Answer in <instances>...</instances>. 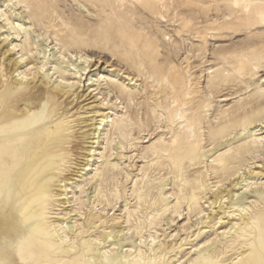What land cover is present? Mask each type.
Instances as JSON below:
<instances>
[{"label":"rangeland","instance_id":"rangeland-1","mask_svg":"<svg viewBox=\"0 0 264 264\" xmlns=\"http://www.w3.org/2000/svg\"><path fill=\"white\" fill-rule=\"evenodd\" d=\"M32 94L35 132L54 129L39 171L74 177L40 205L54 255L249 264L264 246V0H0V99L35 119Z\"/></svg>","mask_w":264,"mask_h":264},{"label":"bare ground","instance_id":"bare-ground-1","mask_svg":"<svg viewBox=\"0 0 264 264\" xmlns=\"http://www.w3.org/2000/svg\"><path fill=\"white\" fill-rule=\"evenodd\" d=\"M245 7L247 8L246 5ZM254 12L252 14L256 17V12ZM81 57V55L78 56V62L80 64L84 63V65H73L75 73L79 77L86 72L90 64L89 59L86 57L82 59ZM17 63L18 61L13 62L14 65ZM44 65L45 62L41 60V68ZM20 74V72L16 73L13 80L17 85L22 83L24 76H27L26 74ZM40 81L42 82V78H40ZM30 83H33V78ZM120 86L124 88L122 84ZM58 88L53 87L54 91L65 94V90L62 91ZM15 90L14 87L9 91V94L14 93ZM123 90L125 91V89ZM30 100L33 110L36 111L35 115L37 117L35 119L31 117L20 119L15 114L11 102L9 100L2 102V99H0L2 109L9 105L6 106V113L0 111V245H3L0 247V264H95L87 261L86 258L78 257V255L74 259L64 261L63 257H58L57 254L54 255V251L51 252L52 250H50L58 241L50 232L49 225L43 226L40 222L39 219L43 214L40 205L45 198H48L50 194L48 192L52 189L51 183L52 187L54 186L53 188L59 190V188L66 185V182L69 183L70 180H73L74 177L70 173L63 176L56 175V172L50 169L39 171V152L45 148L46 141L50 139L54 129L46 126L44 133H40L39 128L35 132L33 126L45 118L41 115L45 97L32 94ZM180 116H184V113L181 112ZM191 118L192 116L189 117V119ZM43 136H46V139ZM52 141L54 142L55 139L53 138ZM192 154L193 150L189 148L183 152V155L187 156ZM224 191H226V188L220 189L216 193V197L220 200L223 199L226 194H223ZM59 194H64V192L60 191ZM202 197L200 195L195 197V201ZM80 206L82 208V204ZM71 211L70 208L66 213H72ZM100 217L103 216L100 215ZM154 218L155 216H152L153 220ZM30 220H32V223ZM58 221L61 223L59 229L62 228L63 236L66 237L68 234L63 230V227L71 230L74 225L65 216L58 218ZM261 223L264 224V217ZM123 230L124 228H120L115 233L123 232ZM26 233H29L31 238L27 239ZM115 233L108 232L103 238L106 239L111 236L115 240L118 237V234ZM4 241L7 242L5 245ZM261 247L264 246L259 243L258 251L255 252L249 264H264V255L260 251L262 250ZM40 250L50 251L51 253L50 255L36 256V254H40Z\"/></svg>","mask_w":264,"mask_h":264}]
</instances>
